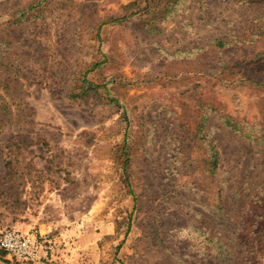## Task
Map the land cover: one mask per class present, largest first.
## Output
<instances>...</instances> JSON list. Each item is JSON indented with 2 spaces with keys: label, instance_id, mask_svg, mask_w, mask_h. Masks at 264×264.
<instances>
[{
  "label": "rangeland",
  "instance_id": "rangeland-1",
  "mask_svg": "<svg viewBox=\"0 0 264 264\" xmlns=\"http://www.w3.org/2000/svg\"><path fill=\"white\" fill-rule=\"evenodd\" d=\"M2 105L0 232L50 235L39 264L242 263L264 0H0Z\"/></svg>",
  "mask_w": 264,
  "mask_h": 264
},
{
  "label": "trees",
  "instance_id": "trees-1",
  "mask_svg": "<svg viewBox=\"0 0 264 264\" xmlns=\"http://www.w3.org/2000/svg\"><path fill=\"white\" fill-rule=\"evenodd\" d=\"M179 0H172V6L177 5ZM259 34V33H258ZM228 42H225L223 40L219 41V46L221 48H224L225 45ZM13 110H10L9 108H6L4 105L0 106V120L5 121V118L8 114H13ZM224 120L225 126L231 127L234 130H243L242 127H240L241 123L238 121H234V118L231 115H224L222 117ZM261 136H264V117H262L261 120ZM217 158L214 159V164H216ZM260 204L256 203V206H252L251 211L253 214H255V218L258 219V221H253L250 223L249 228H252L249 231H247L248 223L245 222L242 224L241 232L238 236V245L235 247H238L241 249V253H239L237 256H233L232 259L237 258L242 263L237 264H264V202L263 200L259 201ZM234 247H232L233 250ZM234 252V251H233ZM230 253H232L230 251ZM6 254V253H5ZM220 255L224 258H228V251L225 248L220 251Z\"/></svg>",
  "mask_w": 264,
  "mask_h": 264
},
{
  "label": "built area",
  "instance_id": "built-area-1",
  "mask_svg": "<svg viewBox=\"0 0 264 264\" xmlns=\"http://www.w3.org/2000/svg\"><path fill=\"white\" fill-rule=\"evenodd\" d=\"M52 244L50 235L36 236L14 228L0 232V250L20 264H39L51 255Z\"/></svg>",
  "mask_w": 264,
  "mask_h": 264
},
{
  "label": "crops",
  "instance_id": "crops-1",
  "mask_svg": "<svg viewBox=\"0 0 264 264\" xmlns=\"http://www.w3.org/2000/svg\"><path fill=\"white\" fill-rule=\"evenodd\" d=\"M8 258V257H7ZM9 259V258H8Z\"/></svg>",
  "mask_w": 264,
  "mask_h": 264
}]
</instances>
